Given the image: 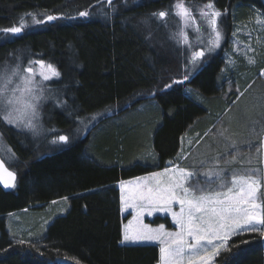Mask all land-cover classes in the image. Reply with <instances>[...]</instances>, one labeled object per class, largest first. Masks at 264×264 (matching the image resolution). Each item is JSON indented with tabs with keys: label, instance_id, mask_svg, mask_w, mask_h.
Returning <instances> with one entry per match:
<instances>
[{
	"label": "trees",
	"instance_id": "16d2710c",
	"mask_svg": "<svg viewBox=\"0 0 264 264\" xmlns=\"http://www.w3.org/2000/svg\"><path fill=\"white\" fill-rule=\"evenodd\" d=\"M197 1L209 0H191ZM174 2L0 0V30L19 26L21 18L44 21L7 38L0 31V64L24 53L26 59H43L57 67L62 76L50 82L53 100L43 103L42 121L53 128L49 136L70 138L68 144L53 145L45 135L39 143L0 120V137L13 157L7 161L0 156L17 174L15 189L0 188V264L159 262L158 245L120 243L129 215L122 214L116 183L166 167L187 134L207 139V132L227 119L237 100L238 93L228 92L229 86L239 85L241 92L259 74L257 70L255 77L239 82L232 71L222 72L224 58L214 53L186 82L174 84L167 94L149 95L187 73L183 50L163 32ZM212 2L223 14V48L229 46L233 25L248 10L264 13V0ZM81 11L89 16L80 17ZM159 11L169 12L165 21L151 15ZM48 15L58 19L45 21ZM73 53L78 54L79 67L72 66ZM259 67L264 68V62ZM93 115L96 121L82 131L81 123ZM252 123L255 127V120ZM255 139L260 142L259 136ZM61 197L69 199L67 211L54 217L42 234L36 229L16 237L7 231L8 213L40 208ZM152 222L171 227L167 217ZM226 246L213 264H264V237L258 232L234 235Z\"/></svg>",
	"mask_w": 264,
	"mask_h": 264
},
{
	"label": "snow or ice",
	"instance_id": "6c2138e0",
	"mask_svg": "<svg viewBox=\"0 0 264 264\" xmlns=\"http://www.w3.org/2000/svg\"><path fill=\"white\" fill-rule=\"evenodd\" d=\"M106 2L113 5L114 0H106ZM174 7L175 11L172 14L179 17L185 27L192 26L194 31L200 32V26L196 23L192 9L187 7L183 0H179ZM151 15L165 21L169 12L159 11ZM199 15L215 34L212 45L219 47L222 31L218 25V18L219 24L222 25L224 23L222 12L215 8L212 0H209L199 9ZM79 16L87 17L89 13L81 11ZM56 19H58L56 16H47L49 22ZM42 23L43 20L32 18V25ZM28 26L21 18L19 26L0 31L7 38L8 34H20ZM176 36L180 37L177 43L191 47L183 28ZM204 55V51H196L192 54L191 63L194 67ZM71 63L73 67H79L78 54L73 53ZM61 76L62 73L55 65L46 63L43 59L29 60L27 66L23 68L17 63L10 73L5 68V71L0 73V120L16 129L27 130L34 137L40 135L42 126L35 121L40 116L41 102L49 99L45 95L47 89L45 82L59 81ZM188 79L189 75L186 73L183 80H172L171 83H166L155 91L150 90L149 95L155 97L157 93L167 94L174 84H182ZM76 83L78 84L79 81ZM68 87L67 83L64 84V88ZM188 91L190 92L191 89ZM57 104L66 105V102L57 101ZM95 118L93 115L92 119ZM50 143L68 144L70 138L67 135H57ZM244 143L249 149L254 147L251 141ZM255 147L256 151L264 154V140ZM236 151L238 153L239 149ZM221 159L223 156L216 158V166L203 172L195 166L191 169L173 166L165 168L163 172L151 173L148 177L139 178L135 188L127 190L130 192L129 196L124 195L125 182L121 181V201L125 207L135 208L137 214L124 226L120 243L159 241V264H212L221 250H227L226 242L232 235L258 232L264 237V191H262L264 175L261 174V169L252 167L240 171L233 169L228 179L225 176L226 168L219 167ZM236 159L237 156L233 155L232 161H226V164ZM203 163L202 161L201 164ZM247 163L250 165L251 159L247 160ZM0 184L4 189L17 187L16 172L9 170L2 159H0ZM214 184L215 188L212 187ZM173 204L179 205V211L173 210ZM145 212L148 215L155 212L170 213L178 230L170 232L165 230L164 225L152 228L144 224L141 217ZM20 243L23 244L24 241Z\"/></svg>",
	"mask_w": 264,
	"mask_h": 264
},
{
	"label": "rangeland",
	"instance_id": "374dc122",
	"mask_svg": "<svg viewBox=\"0 0 264 264\" xmlns=\"http://www.w3.org/2000/svg\"><path fill=\"white\" fill-rule=\"evenodd\" d=\"M178 2L179 0H175L173 3L171 8L172 13H174V6ZM183 2L187 7L192 9L193 15L196 17V23L200 26V32L194 31L192 26L185 27L183 21L172 13L170 16L171 21H167L168 27L163 30V32L171 42H173L180 50H183L184 57H187L186 68L188 75L192 74L200 65L205 64L206 59L214 53H220L224 58V67L222 68V72L226 74L232 71L233 74L238 77L239 82H243V79H247V77L250 75L255 77V71L257 70L259 74L254 80L248 82L241 92L239 91L241 88L239 85L229 86L228 92L238 93V97L235 103L231 105L229 111L226 113L227 119H224L220 125L215 124L214 129L212 128L213 130L211 129L207 132L209 135L207 139H205L207 136H204L202 140H198L196 135H185L182 142V152L178 156V161L183 158L182 162L178 165H175L176 163L174 160L168 161L167 168L180 166L191 169L193 166H195L200 168V170L203 172L215 167L216 158L223 156V159L219 161V167L226 168L225 176L228 179H230V172L233 169L240 171L248 167L260 168L261 174L264 175V154L256 151L255 147L260 143L256 142V137L259 136V141L264 140V135L261 133V129L264 126V75H262L264 68L259 67V65L264 62V13L254 8L248 10L245 16L241 17V20L233 25L230 32V37L227 39L229 46L225 48H223L224 33L222 26L219 24L218 18V25L222 31V38L220 40L219 47H214L211 42L214 39L215 34L212 32L210 26L204 22L199 15V9L209 1H197L193 3L191 0H183ZM32 18L33 16L23 20V22L27 25V23L32 21ZM44 20L47 21V17ZM31 26L34 25L31 24L28 27ZM182 28L188 35L191 47H188L182 43H177V40L180 39V37L176 36V34L179 33ZM1 33L4 34L3 32ZM196 51H204L205 55L199 61H197V64L194 67L191 63V57ZM23 54L11 56L8 60L1 63L0 73H3L5 68H7L8 72L10 73L12 67H14L17 63H20L21 68H23L27 66L29 60H37L30 57L26 59L23 57ZM250 60L254 62L250 63ZM33 66L36 67L35 65ZM183 77L184 76L177 80H183ZM37 79H39V77H37ZM50 82L51 81L45 82L47 89H50ZM47 89L45 90V95L49 97L47 100L52 101L53 96ZM188 89L190 88L186 86V90ZM44 102L45 101L41 102L42 106L39 108L40 116L35 121V123L42 126L40 129V135L34 137L27 130H23L25 133L29 134L31 138L39 143L45 139V135L47 139L51 138V140L55 137L48 135V133L51 134L50 132H53V128L51 129L50 127H47L42 121L44 117L42 110ZM96 119L97 118H91L88 119V121L85 119V122L81 123L83 127L82 131H89L91 124H93ZM254 120L255 127L253 125L254 123H252ZM239 128H241V131L238 133L231 132L232 130L238 131ZM211 132L212 134H210ZM245 141H251L254 147L249 149L247 144L244 143ZM233 145H235V148H233ZM237 149H239L238 153L236 151ZM0 155L7 161H10V159L13 157L10 147L2 137H0ZM233 155H236L237 159L232 163L226 164V161H232ZM249 159H251L250 165L247 163V160ZM202 161L204 162L203 165L201 164ZM163 171L164 170H155L154 172ZM148 176L142 175L117 182L116 185L120 190V196L122 194L120 188L121 181L125 182L126 191L124 192V195L129 196L130 192L127 190L135 188L136 183H139V178ZM212 187L215 188L216 185L214 184ZM262 191H264V189H262ZM65 198L67 197H61L52 200L40 208L20 209L8 213L5 216L7 231H13L12 234H14L16 237H21L27 233L30 234V232H34V230L36 231V229L38 230L37 233L42 234L54 217L62 215L67 211L69 207V199ZM129 203L131 202L129 201ZM172 208L174 211H179V205L177 204H173ZM121 210L124 215H129L127 220L122 224L123 237L124 226L128 224L130 220H133L137 214V210L131 206L125 207L124 203L122 204ZM156 217H167L171 223V227L167 228L162 222H157L154 224L152 221ZM141 219L144 224H148L152 228H157L160 225H164L166 231L175 232L178 230L177 226L172 220L170 213L155 212L152 215H148L147 212H145ZM35 221L36 223L34 224L33 222ZM217 243L220 242L217 241ZM138 244H155L160 247L159 241L142 242ZM213 261L212 264L214 263ZM157 264H159V262Z\"/></svg>",
	"mask_w": 264,
	"mask_h": 264
},
{
	"label": "crops",
	"instance_id": "0c3cea01",
	"mask_svg": "<svg viewBox=\"0 0 264 264\" xmlns=\"http://www.w3.org/2000/svg\"><path fill=\"white\" fill-rule=\"evenodd\" d=\"M199 139V138H198ZM200 139H202V138H200ZM199 139V140H200ZM182 142H183V137H182V139H181V149H180V152H179V154L182 152ZM197 144V143H196ZM179 154L177 155V157L175 158V160H174V162L176 163L175 165H178L179 163H181L182 162V160H183V158H181L179 161H178V159H179ZM165 165H166V167H164V168H162V169H160V170H164L165 168H167L168 167V163L166 162L165 163ZM160 170H157V171H160ZM154 172V171H153ZM153 172H151V173H153ZM148 175H150V173H148V174H145V175H143V176H148ZM142 176V175H141ZM122 201H121V209H122ZM122 214H123V212H122Z\"/></svg>",
	"mask_w": 264,
	"mask_h": 264
},
{
	"label": "water",
	"instance_id": "95a60500",
	"mask_svg": "<svg viewBox=\"0 0 264 264\" xmlns=\"http://www.w3.org/2000/svg\"><path fill=\"white\" fill-rule=\"evenodd\" d=\"M0 159H2L1 156H0ZM2 160H3V159H2ZM5 165H6V163H5ZM6 166H7V165H6ZM7 167H8V166H7ZM9 170H11V169L9 168ZM11 171H13V170H11ZM0 188H2L4 191H9V190H11V189H4L3 186H2V184H0Z\"/></svg>",
	"mask_w": 264,
	"mask_h": 264
},
{
	"label": "bare ground",
	"instance_id": "6f19581e",
	"mask_svg": "<svg viewBox=\"0 0 264 264\" xmlns=\"http://www.w3.org/2000/svg\"><path fill=\"white\" fill-rule=\"evenodd\" d=\"M214 262V261H213Z\"/></svg>",
	"mask_w": 264,
	"mask_h": 264
}]
</instances>
